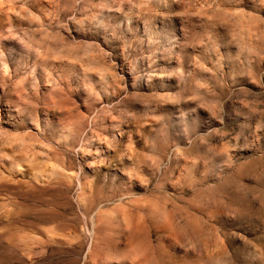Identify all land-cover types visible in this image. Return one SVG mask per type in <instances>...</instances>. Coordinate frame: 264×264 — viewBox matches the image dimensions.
I'll list each match as a JSON object with an SVG mask.
<instances>
[{
  "label": "rangeland",
  "instance_id": "obj_1",
  "mask_svg": "<svg viewBox=\"0 0 264 264\" xmlns=\"http://www.w3.org/2000/svg\"><path fill=\"white\" fill-rule=\"evenodd\" d=\"M0 264H264V0H0Z\"/></svg>",
  "mask_w": 264,
  "mask_h": 264
}]
</instances>
